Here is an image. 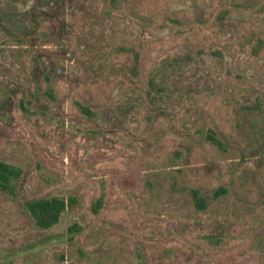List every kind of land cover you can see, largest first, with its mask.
Segmentation results:
<instances>
[{
    "label": "rangeland",
    "instance_id": "1",
    "mask_svg": "<svg viewBox=\"0 0 264 264\" xmlns=\"http://www.w3.org/2000/svg\"><path fill=\"white\" fill-rule=\"evenodd\" d=\"M0 162V264H264V0H0Z\"/></svg>",
    "mask_w": 264,
    "mask_h": 264
},
{
    "label": "trees",
    "instance_id": "2",
    "mask_svg": "<svg viewBox=\"0 0 264 264\" xmlns=\"http://www.w3.org/2000/svg\"><path fill=\"white\" fill-rule=\"evenodd\" d=\"M85 110H89L83 106ZM207 138L213 144H219L213 136L207 135ZM13 174L12 168L0 162V188H7L9 180ZM195 205L198 208L204 207V200L198 195L196 191H192ZM73 196H69L67 199L63 197L51 196L30 199L25 202V207L29 214L44 228H48L58 221L61 212L65 211L68 207V203H72ZM74 202V201H73Z\"/></svg>",
    "mask_w": 264,
    "mask_h": 264
}]
</instances>
